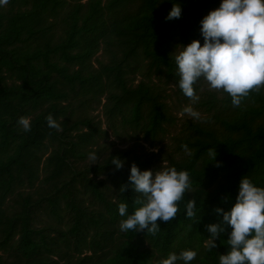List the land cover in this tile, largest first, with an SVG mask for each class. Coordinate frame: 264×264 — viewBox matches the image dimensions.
Masks as SVG:
<instances>
[{
  "label": "trees",
  "instance_id": "trees-1",
  "mask_svg": "<svg viewBox=\"0 0 264 264\" xmlns=\"http://www.w3.org/2000/svg\"><path fill=\"white\" fill-rule=\"evenodd\" d=\"M219 2L9 0L0 7V264H161L186 249L197 252L191 264H220L231 228L210 247L206 226L222 219L216 208L232 207L241 178L264 187V86L240 107L222 90L200 100L208 116L187 122L175 138L181 156L169 158L170 168L188 172L190 192L155 234L119 228L126 219L119 204L132 214L143 199L130 184L131 165L143 171L152 163L110 141L112 131L117 140L159 145L177 121L170 88L179 104L192 101L179 88L174 57L193 39L203 43L200 21ZM173 3L182 12L169 20ZM100 107L107 127L92 115ZM49 114L59 130L48 127ZM22 116L30 118L28 132ZM117 157L119 169L111 163Z\"/></svg>",
  "mask_w": 264,
  "mask_h": 264
},
{
  "label": "clouds",
  "instance_id": "clouds-1",
  "mask_svg": "<svg viewBox=\"0 0 264 264\" xmlns=\"http://www.w3.org/2000/svg\"><path fill=\"white\" fill-rule=\"evenodd\" d=\"M8 3L9 0H0V7ZM181 12L179 3H173L166 19L179 18ZM200 32L203 43L193 39L174 57L179 88L186 97L196 101L199 97L194 86L203 79L210 89L222 90L231 97L234 107H240L250 91L264 86V0H220L219 7L201 19ZM183 111L200 118V113L191 105L185 106ZM46 120L49 128L60 129L51 114ZM18 124L24 132L31 130L28 117H20ZM184 147L187 152V146ZM209 156L212 161L215 159V149ZM89 159L96 161L95 152L89 154ZM111 163L117 169L123 166L118 157ZM129 181L143 199L134 201L139 206L132 214H128L127 203L119 204V215L126 217L119 228L125 233L146 230L155 234L160 222L175 218L178 202L191 187L187 171H177L174 167L142 171L135 163L131 165ZM194 209L195 203L189 200L187 217L195 215ZM216 212L222 219L206 226L211 234L210 247H216V240L227 231L226 225L231 228L227 232L230 250L220 256V264H264V187L241 178L235 203L228 210L217 207ZM196 256L195 250L186 249L178 254L170 253L161 264H177L178 261L191 264Z\"/></svg>",
  "mask_w": 264,
  "mask_h": 264
},
{
  "label": "rangeland",
  "instance_id": "rangeland-1",
  "mask_svg": "<svg viewBox=\"0 0 264 264\" xmlns=\"http://www.w3.org/2000/svg\"><path fill=\"white\" fill-rule=\"evenodd\" d=\"M220 4V2H219ZM219 7V6H217ZM96 58L103 59L102 52H100L94 59V63L97 66ZM141 77H138V81ZM199 83V91L197 96L199 97L196 101H190L188 104H179L178 98L174 95L173 88H170V93L172 94V99L170 100V105L173 109L174 116L176 117L177 121L175 124L168 126V131L165 136L162 137L159 145L153 147L150 142L144 140L142 137L141 139H132V140H117L116 137L110 132V141L114 142V148H121V149H133L134 152L142 156L144 159L151 160L152 163V170L160 171L164 168H170V161L169 158L171 155H176L177 158H180L181 153L176 152L177 144L175 138L181 136L182 134L186 133L184 131L187 122H203V118L207 117L203 108L200 105V100L205 98V95L208 92H218L220 93L221 90H212L209 88V85L206 81L201 79L198 81ZM174 95V96H173ZM191 105L196 111L200 113V118L196 119L188 114H186L183 109L185 106ZM92 115L97 116L99 119H102L104 123V127L106 126L105 123V116L103 113V109L100 107L98 110L92 112ZM211 123H214V120H211ZM218 126V124H216ZM43 219L46 220V217L42 215Z\"/></svg>",
  "mask_w": 264,
  "mask_h": 264
}]
</instances>
